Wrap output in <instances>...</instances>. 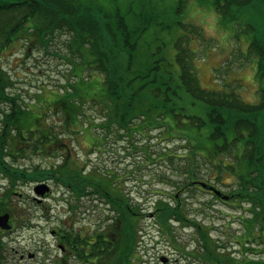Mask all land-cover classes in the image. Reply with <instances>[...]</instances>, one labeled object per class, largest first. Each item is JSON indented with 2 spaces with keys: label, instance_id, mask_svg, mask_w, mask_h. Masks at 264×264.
Segmentation results:
<instances>
[{
  "label": "rangeland",
  "instance_id": "obj_1",
  "mask_svg": "<svg viewBox=\"0 0 264 264\" xmlns=\"http://www.w3.org/2000/svg\"><path fill=\"white\" fill-rule=\"evenodd\" d=\"M132 1L131 11L128 2L119 1L125 5L120 7V12L132 30L147 26L138 42L139 60L148 62V66L155 61L163 76H169L167 71L173 74L170 76L178 88L168 91L171 99L168 105L174 112L167 113L166 107L162 106L164 95L158 101L153 96H146L142 98L143 108H153V111L127 128L129 132L137 131L136 134H127V130L115 125L107 133L102 125L106 121L103 105L91 101L94 99L105 105L102 100L105 94L101 81L103 75L87 69L83 76L91 82L92 88L87 95H82L81 102H76L77 113L71 112L70 115L78 122L71 124L60 107L48 108L65 94L67 83L76 82L71 71L73 66L79 65L81 57L70 50L71 36L56 32L48 47L40 48L30 47L29 40L14 42L0 58V68L6 74V80L13 83L5 89L6 94L23 99L32 112L31 119L46 113L40 120L41 125L45 128L52 125L62 135L64 145L54 151L53 157L47 159L43 155H33L21 158L20 164L28 167L68 164L74 169L81 167L85 173L90 170L101 175L116 173V186L145 215L140 221L136 264H202L197 259L202 248L200 231L194 223L210 231L211 237L219 244L226 245V253L236 257L239 264L251 259L264 264V237L256 244L258 255L243 256L241 252L240 242L245 243L241 238L245 220L251 217L248 204L236 198L223 202L199 186H195L193 192L179 190L188 180L189 168L200 181L211 182L227 194L240 187L239 179L230 170L224 169L218 179L220 174L213 166L217 161L212 160L211 154L215 144L221 145L223 139L215 141L211 137L210 125L199 127L202 120L207 119L208 104L187 92L188 80L183 81L181 75L185 65L204 90L235 93L249 104L259 103L264 79L258 71L261 61L264 68V57L258 56L251 44L260 40L264 44V0H253L248 6L230 1L227 12L215 9L216 0H188L180 11L178 0ZM20 15H0V30L9 29L10 21ZM33 39L36 44L38 38L31 36L30 40ZM178 53L184 58L182 61H178ZM80 73L79 70L78 76ZM86 100L89 101L87 104ZM7 102L0 107V130L3 126L1 110L10 108ZM138 124L142 130L135 129ZM232 139L233 134H229L228 141ZM238 147L241 148V144ZM235 149L230 150L234 151L232 153L224 152L221 158L224 164L237 165ZM193 155L197 156L189 159ZM190 162L192 166H189ZM42 183L50 186L52 194L40 204L35 200L34 189ZM42 183L22 185L15 190L21 195H14L9 202L16 213L25 214L31 222L17 224L15 232L4 237L9 243L8 263L60 264L63 252L51 233L53 230L70 225L85 237L89 232L111 224L109 217L114 213L110 210L108 196L102 199L91 195L78 199L60 182ZM8 185L9 181L0 172V196ZM176 193L185 201L189 222L171 223L166 234L152 215L158 200L174 204L172 196ZM261 234L258 231V237ZM30 254L35 257L30 258ZM20 255L24 256L23 260ZM72 262L80 264L75 260Z\"/></svg>",
  "mask_w": 264,
  "mask_h": 264
},
{
  "label": "trees",
  "instance_id": "obj_2",
  "mask_svg": "<svg viewBox=\"0 0 264 264\" xmlns=\"http://www.w3.org/2000/svg\"><path fill=\"white\" fill-rule=\"evenodd\" d=\"M5 1L0 15L4 13H20L21 15L10 21L7 26L9 29L0 30V58L9 45L20 40H29L30 47L40 48L48 47L50 39L56 32L71 36L70 50L81 57L79 65L73 66L71 71V77L76 78V82L67 83L65 94L48 107L49 109L53 106L60 107L66 121L70 120L71 124L78 122L70 114L77 113L76 102H81L82 95H87L92 88L91 82L83 76L87 69L98 71L103 75L101 81L104 84L105 94L102 100L106 106L94 99L91 101L103 105L106 121L102 125L107 133L115 125L119 129L127 130V134L132 136L136 134L137 131L129 132L127 128H130L132 123L141 116L153 111V108L148 110L143 108L142 98L146 96H153L157 100L164 95L162 106L166 107L167 113L174 112V109L168 105L171 101L168 91L178 88L177 85L174 86V78L170 76L173 74L167 71L169 76H163L155 61L152 66H148L150 65L148 62L139 60L138 42L147 30V26L142 25L132 30L120 12V7L125 5L119 4V1L125 4L128 2L129 11H131L132 0ZM187 1L178 0V11L187 5ZM222 1L225 2L224 5L221 4ZM230 1L248 6L253 0H216L215 9L227 12ZM30 22L32 24H29ZM137 33L138 35L135 36ZM31 36L38 38L36 44L34 39L30 40ZM177 42L179 43V39ZM177 46L179 47L178 44ZM251 48L257 55L264 57V44L258 46L257 41L251 44ZM176 57L178 61L184 59L180 53ZM262 62H260L258 75L264 79ZM169 66H171L170 63ZM79 70L80 76H78ZM5 76L3 69L0 68V107L4 101H9L7 104L10 107L1 110L3 126L0 130V172L9 181V185L5 193L0 196V215L10 214L16 226L26 224L27 220L31 222V218L28 219L23 213H16L9 204L14 195H21L15 190L24 184L48 183L55 180L78 199L91 195L98 198L101 196L102 199L108 196L110 210L114 213L113 217H109L111 224L100 230L89 232L85 237L74 228L69 229V226L61 227L59 233L65 234L66 237H61L64 243L73 248L74 255L80 264H136L140 243V221L145 215L140 213V210L135 208L130 199L122 193V189L116 186L114 181L116 173L112 176L101 175L94 170L85 173L81 167L74 169L68 164L60 167L53 164L45 167L40 165L28 167L20 164L21 158H31L33 155H43L44 158L53 157L54 151L64 147L63 138L52 125L46 128L41 125L40 120L46 113L31 119L32 112L25 101L17 95L6 94L5 89L10 88L13 83L6 80ZM181 79L188 80L187 92L208 104L207 119L202 120L199 127L208 124L212 128L211 137L215 141L223 139L221 145L215 144V150L211 154L212 160L217 161L213 163V166L220 174L219 180L224 169L232 171L239 179L240 187L229 193L230 198L231 200L236 198L248 204V210L251 213V217L245 220V230L241 236L245 239V243L243 245L240 242L241 252L243 256L258 255L259 249L256 244L258 239L264 237V87L259 100L263 106L260 107L258 103L245 102L235 93L204 90L198 84L194 73L187 70L185 65ZM80 83L81 86H79ZM174 93L178 96L177 92ZM39 99L40 97L37 98V103ZM58 102L61 105H58ZM88 102L86 100V104ZM137 126L135 129L142 130L139 129V124ZM229 134H233L230 142ZM238 144L242 147L239 148ZM234 147L236 154L238 153L235 156L237 165L224 164L221 160L224 152L232 153L234 151L230 150ZM197 155L188 158L193 159ZM192 165L193 163L190 162L189 166ZM187 179L179 190L195 191V181L200 180L192 168L187 171ZM207 184L212 185L211 182ZM177 195L178 193L172 196L174 204L163 199L158 200L152 215L166 234L171 229V223L189 222L186 218L185 201ZM194 225L200 231L202 248L197 259L202 264H239L236 257L226 253V245L219 244V241L211 237L210 231L204 230L196 223ZM258 231L262 233L259 237ZM3 238L4 236L0 235V264H17L8 263L9 253ZM259 262L258 259H251L245 264ZM60 264L66 263L61 260Z\"/></svg>",
  "mask_w": 264,
  "mask_h": 264
},
{
  "label": "flooded vegetation",
  "instance_id": "obj_3",
  "mask_svg": "<svg viewBox=\"0 0 264 264\" xmlns=\"http://www.w3.org/2000/svg\"><path fill=\"white\" fill-rule=\"evenodd\" d=\"M5 0H0V10H2L3 8V6L5 5ZM2 8V9H1ZM262 41L260 40V41H258V46L260 45V46H262L263 45V43H261ZM264 42V41H263ZM258 106H263L260 102L258 103ZM128 138H130L129 136H128ZM196 182V185L195 186H199V187H201L200 186V182L201 181H195ZM212 185H210V184H208V187L207 188H203V187H201V188H203L204 190H207L209 193H211L213 196H214V194L212 193V191L210 190V187H211ZM51 194H52V191L49 193V194H47L45 197H44V199H43V201L41 202V203H43L47 198H49V197H51ZM225 194H227V193H224V195ZM179 196V194L177 195V197ZM230 196V195H229ZM220 200H222L221 198H219ZM223 201V200H222ZM229 201H231V198H229L228 200H226V201H223V202H229ZM10 225L12 226V229L11 230H8V231H4V230H0V235H2V236H7V235H10V234H12V233H14L15 232V222H14V220H13V218L11 217V219H10ZM69 229L70 228H72L70 225H69V227H68ZM52 234H53V236L57 239V242H58V245H59V248L61 249V251L63 252V255H62V257H61V260H63L66 264H73V260H75V262H78V260H77V258H76V256L74 255V250H73V248L72 247H70L67 243H64V239H62V237L61 236H63V237H66L65 236V234H60L59 233V230H53L52 232H51ZM4 240H3V243L5 244V247H7L8 248V246H9V243H7V241L5 240V238H3ZM63 243V244H62ZM8 251H9V248H8ZM14 251H15V255H17V251L14 249ZM10 253V252H9ZM31 255H34V254H30L29 256H31ZM16 257V256H15ZM35 257V255L33 256V258ZM164 258V261L165 262H168L167 261V258L166 257H163ZM163 258L161 259V260H163ZM24 259V256L23 255H20V260H23Z\"/></svg>",
  "mask_w": 264,
  "mask_h": 264
},
{
  "label": "water",
  "instance_id": "obj_4",
  "mask_svg": "<svg viewBox=\"0 0 264 264\" xmlns=\"http://www.w3.org/2000/svg\"><path fill=\"white\" fill-rule=\"evenodd\" d=\"M204 188H206L208 185L206 183H200ZM211 190L213 191V193L215 195H217L218 197H221L224 200H228L229 196L223 195V192L221 190H218L215 187H211ZM51 188L48 184L46 183H42L40 185H38L35 189H34V193L36 194V199L37 201L41 202L40 198L45 197L48 193H50ZM10 214L6 213V214H2L0 215V228L3 230H11L12 226L10 225Z\"/></svg>",
  "mask_w": 264,
  "mask_h": 264
}]
</instances>
